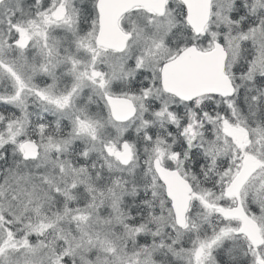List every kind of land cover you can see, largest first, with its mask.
Returning a JSON list of instances; mask_svg holds the SVG:
<instances>
[{"label":"snow or ice","instance_id":"snow-or-ice-1","mask_svg":"<svg viewBox=\"0 0 264 264\" xmlns=\"http://www.w3.org/2000/svg\"><path fill=\"white\" fill-rule=\"evenodd\" d=\"M0 264H264V0H0Z\"/></svg>","mask_w":264,"mask_h":264}]
</instances>
